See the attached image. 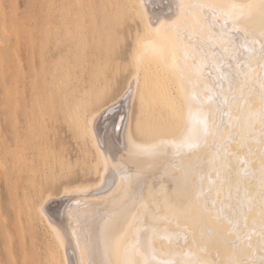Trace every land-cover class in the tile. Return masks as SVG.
Masks as SVG:
<instances>
[{
    "label": "bare ground",
    "instance_id": "bare-ground-1",
    "mask_svg": "<svg viewBox=\"0 0 264 264\" xmlns=\"http://www.w3.org/2000/svg\"><path fill=\"white\" fill-rule=\"evenodd\" d=\"M114 2L113 5L120 7H109L107 14L111 20L101 15L99 24L79 22L77 8L59 13L61 25L76 38L81 54L88 48L96 58L109 39L121 34L126 36L128 58L122 69L126 72L125 80L110 96L104 91L106 77L100 73L81 74L74 80L51 76L48 82L54 85L42 83L44 87L35 84L33 75L32 80L23 81L18 72L19 77L10 81L6 103L9 120L5 125L8 138L6 144L0 143V149L6 145L10 164L7 166V160H0V176L5 184L14 176L17 183L23 182L27 189L20 192L27 195H24V202H27L24 210L22 199L20 204L24 203L22 216L26 217L24 223L27 221L28 228L25 229L29 234L19 223L22 221L19 210L13 212L17 214L14 218L20 221L11 223L14 228L22 225L21 230L28 235L31 245L35 244V252L43 249L42 257L40 252L34 255L40 256L44 264H86L89 260L104 264H127L128 261L145 264V258L150 264H193L198 258L226 264L230 249L223 244L209 245L207 252L201 250L204 241L196 228L199 209L195 196L189 194L191 190L185 185L184 175L189 165L200 163L198 157H201L205 189L212 187L213 182L219 187L216 171L208 163L211 153L206 152L202 144L198 148L189 147V144L196 143L206 122L205 110L196 100L203 101L205 107L210 104L208 97L218 90V79L229 73L235 75L238 63L240 70L247 73V79L240 76V83H234L233 87L237 94L241 89L245 95L252 90L249 120L253 131L259 133V121L255 116L260 106L257 77L264 75V71L255 58L250 63L245 62L255 57L260 44H251L249 37L247 44L237 40L236 45H244L237 47L230 43L229 37L236 34L238 27L259 29L261 17L254 12L234 27L233 19L239 15V9L219 11L216 27L204 29L202 33L206 51L195 49L194 60V49L189 46L186 34L200 33L198 26L185 30L181 22V31L186 34L178 39L170 24L156 31L149 23L174 20L176 16L172 13L178 14L175 5L181 0ZM182 2L246 5L259 3V0ZM112 3L110 0L108 5ZM139 13H146L143 22H140ZM132 16L136 17V23L131 22ZM124 17H129L128 23L117 27ZM188 19L191 23L192 17ZM213 32L218 35L213 36ZM9 49L8 42L0 41V71L5 61L6 68L14 75L9 54L2 58V50L9 53ZM26 53L28 55V51ZM25 59L31 69L33 63L29 56ZM209 71L216 79L209 78ZM137 72L139 85L134 84L129 94V81ZM17 81L19 84H15ZM223 87L228 95L226 80ZM185 97L195 99L185 105ZM237 115L234 109L233 123ZM246 123L241 121L242 129ZM63 133L66 136H62ZM250 147L251 153L248 147L241 149L235 143L230 146L229 150L236 153L238 159L227 158L229 163L227 169L221 170V179L230 173L234 184L238 179L241 181V195L247 189L255 197L259 189V145L250 142ZM72 156L75 159L69 161ZM73 165L78 168L67 177ZM249 169L254 175L247 174ZM57 175L69 178L58 184V191L53 185ZM225 194L219 198L223 199ZM212 195L216 196L215 190ZM15 204L12 209H17ZM50 222L60 232L59 240ZM35 224L42 231L40 250L36 244L37 234L33 231ZM89 230L92 243L86 247L85 233ZM22 231L15 234H24ZM22 237L18 239L24 240L25 236ZM7 238L5 241L9 242ZM20 243L18 246L23 247ZM7 244L8 252L10 245ZM27 260L24 263H28Z\"/></svg>",
    "mask_w": 264,
    "mask_h": 264
},
{
    "label": "snow or ice",
    "instance_id": "snow-or-ice-1",
    "mask_svg": "<svg viewBox=\"0 0 264 264\" xmlns=\"http://www.w3.org/2000/svg\"><path fill=\"white\" fill-rule=\"evenodd\" d=\"M119 7L120 5H113V8L118 9ZM175 7L179 11L178 14L172 13L176 16L174 20L169 18L167 21L156 20L149 23L156 28V31H160L166 24H170L175 30L178 39L186 34L181 31V22H183L185 30L192 28L193 25L198 26L200 33L193 35L192 32H187L186 34L189 46L194 49V60L196 58L195 49H199L201 52L206 51V41L202 33L204 29L211 30L216 27L218 23L216 17L219 11L225 8L239 9V15L233 19L234 27L241 22V19L249 18L254 12L258 13L262 21L259 29L247 30L246 28L238 27L236 34L230 36L229 40L232 45H236L237 40H242L247 44L249 43V37H251V44L254 45L259 42L260 48L255 57H250L245 63H250L255 58L262 71H264V0H259V3H249L246 5L184 3L181 0ZM225 14L228 15L229 13ZM139 15L141 16L140 22H143V16L146 13H139ZM189 16L192 17L191 23L188 19ZM128 20L129 17H124L117 27L120 24L128 23ZM131 22H137L135 16L131 17ZM212 35L216 36L218 34L213 32ZM236 46L243 47L244 45ZM250 51L252 50L250 49ZM228 67L231 68V64ZM208 76L209 78L216 79L212 77L210 71L208 72ZM240 76H245L247 79V73L240 70L238 63L235 75L229 73L225 77L218 79V90L208 97L211 101L210 104L205 107L203 101L196 100L202 109L205 110L206 122L203 132L198 137L196 143H190L189 147L198 148L202 144L205 151L211 153V159L208 163L211 165V169L216 171L219 187H215V182H213L212 187H209L207 190L205 189L203 184L205 173L201 166L203 164V158L201 157H198L200 163L195 166L189 165L185 171L184 182L186 187H189L191 190L189 194L195 196L197 201L199 217L196 221V228L201 240L204 241V246L201 250L207 252L209 245L223 244L230 249L226 264H264V75L257 77L260 81V106L255 113L260 126L258 134L253 131L249 120V116L252 114V90L249 89L248 95H245L242 89L237 94V89L233 87L234 83H240ZM225 80L229 85L228 95H225L223 87ZM134 84L139 85V72L129 81V94H131ZM194 99L195 97H185L183 103L187 105L190 100ZM234 109L238 113L236 123L232 121ZM241 121L247 122L246 127L243 129ZM245 132H247V135ZM250 142L259 145V189L255 197L248 193L247 189H245V194L241 195V181L238 179L234 184L230 173L224 179H221V170L227 169L229 163L227 158L229 156L237 157L236 153L229 150L230 146L235 143L241 149L248 147L251 153ZM217 163H219V167H216ZM247 174L250 176L254 175L250 169L247 170ZM239 175L240 173L237 172V176ZM214 190L216 191L215 197L212 195ZM224 193L226 194L223 196V199H220L219 197ZM49 226L52 228L56 239L59 240L60 232L58 229L53 227L51 222ZM253 237L256 239L253 240ZM85 243L86 247L92 243L90 230L85 233ZM207 254L210 255V253ZM86 264H104V262L89 260ZM127 264H134V262L128 261ZM145 264H150L147 258H145ZM193 264H225V262L198 258Z\"/></svg>",
    "mask_w": 264,
    "mask_h": 264
},
{
    "label": "rangeland",
    "instance_id": "rangeland-1",
    "mask_svg": "<svg viewBox=\"0 0 264 264\" xmlns=\"http://www.w3.org/2000/svg\"><path fill=\"white\" fill-rule=\"evenodd\" d=\"M114 1L111 0V3L113 2L112 5L115 3ZM108 3H110V0H75V2L74 0H0V41H4L5 43L8 42V45L10 46L9 53L2 50V58H7V55L9 54L10 61L14 67L13 75L10 70L6 68V63L3 61V69L0 71V143L6 144L8 138V131L5 129V125L9 120L6 115V103L8 91L11 89L10 81L13 79L15 80L19 76L22 77L23 81H28L32 80L31 75H33V81L35 84L38 83L43 86L42 83H49L48 80L51 76H56L59 80H61L63 76L74 80L81 74L100 73L106 77L105 82H107V85L105 86L104 91L108 96H110L124 82L126 72L122 69L125 67L128 58L126 36H121V34L115 39H109L106 47L100 50L96 58L90 53L88 48H86L84 53L81 54L79 46L75 43L76 38L72 36L71 32L65 31L64 27L61 25L59 16L60 12H66L68 9L70 10V8L71 10L77 8L79 14H77L76 18L79 22L82 21L86 23L92 21L94 24H99L101 15L105 16L108 20H111V17L107 13L109 7L113 6H109L110 4L108 5ZM69 5L71 6L69 7ZM87 14L88 16H86ZM121 26L122 25L120 24L119 27ZM27 51L28 55L26 53ZM75 51L78 53L76 54ZM25 56H29V61L33 63L31 69L26 65ZM16 72L19 73V76ZM15 84H19V81ZM48 85L54 84L49 83ZM54 130L56 132L58 131L57 129ZM62 136H66L65 133H63ZM2 140L4 142H2ZM4 146L5 148H3ZM4 146L0 149L3 152L0 151V160L2 161V159H4L3 162L7 160V166H9L10 157L9 153H7L6 145ZM74 153L75 149H73L72 154ZM73 159H75V156H72L69 161H72ZM73 167L74 168L71 166L69 169L70 172L68 171L69 175L67 174V177L72 175L70 174L72 173L71 171L78 168L77 165H73ZM67 177L57 175L54 178L55 182L53 184L55 188L58 187V184L61 181L69 179ZM8 183L5 184L3 177L0 176V264H37V262H39V264L41 262L42 264L43 261H41L40 256L37 257L36 255L40 252L42 257L43 253L41 251L43 249H41V251L36 250L35 252V244L33 243L34 245H31L30 238L26 234L28 233V229H25L28 228L26 227L28 225L27 221L25 220L26 222L24 223L26 217L23 219L22 216L27 202H24L25 193L23 192L24 195H21V190L24 191L27 189H24L25 186H23V182L19 181V183H17V179L14 176L10 178ZM58 190L59 189L57 188L56 191ZM21 199L25 203V205L23 203L24 206L22 205L23 210L21 209L22 206L20 204L22 202ZM14 202H16V204ZM14 204L15 206L18 205L16 206L17 209H12L14 208ZM13 210H16V212L19 210L20 214L22 212L20 218V214L18 215V218L22 219L21 222H19V219L17 221V214H14ZM16 221L23 224L26 233L21 230L22 225H20L21 227H18L14 224L17 227H15L16 229L14 228L13 223ZM10 223L12 225H10ZM19 223L16 224L19 225ZM4 227H6L8 231L7 229L5 231ZM17 229L18 232L21 233L22 231L24 234H15L18 233L16 232ZM33 231L37 234L36 244L41 246L42 231L39 225L35 224ZM23 235L25 236L24 240L18 239V237H22ZM24 236L22 238H24ZM5 237H8L9 239L7 238V240L10 241L6 242ZM20 240L26 242L24 243ZM2 241L5 242L3 243ZM6 243H9L7 245H10L9 249L7 247V250H9L8 252L5 249ZM19 243L20 245L24 244L25 246L23 245V247L25 248H23L22 245L18 246ZM1 245L4 246V248H2ZM39 245L37 247L38 250L42 248ZM21 250H23V252ZM5 252H7L6 255ZM9 252H11V255ZM35 253L36 255H34ZM28 255L32 257V262H30L31 259ZM27 257H29L30 260H27ZM37 258L40 260L36 262ZM25 259L28 263H24Z\"/></svg>",
    "mask_w": 264,
    "mask_h": 264
}]
</instances>
